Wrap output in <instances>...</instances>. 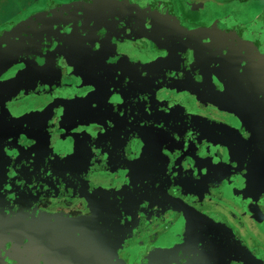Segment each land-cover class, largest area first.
<instances>
[{
    "label": "flooded vegetation",
    "instance_id": "flooded-vegetation-1",
    "mask_svg": "<svg viewBox=\"0 0 264 264\" xmlns=\"http://www.w3.org/2000/svg\"><path fill=\"white\" fill-rule=\"evenodd\" d=\"M163 1L173 22L116 6L124 33L102 51L129 61L114 59L108 72L92 58L72 69L40 55L0 74L38 57L57 70L43 80L19 74L0 89V227L12 235L0 244L23 245L24 264H49L53 244L57 264H264V37L231 35L262 49L245 58L202 19L204 7L227 0H193L198 11ZM94 20L69 56L41 45L71 58ZM166 36L189 61L169 67L181 70L168 83L141 80V65L169 55ZM208 45L217 56L194 59ZM13 249L8 264H19Z\"/></svg>",
    "mask_w": 264,
    "mask_h": 264
},
{
    "label": "rangeland",
    "instance_id": "rangeland-1",
    "mask_svg": "<svg viewBox=\"0 0 264 264\" xmlns=\"http://www.w3.org/2000/svg\"><path fill=\"white\" fill-rule=\"evenodd\" d=\"M109 0H0V47L5 46V44H13L17 42H30L38 43L43 45H48L53 49L57 50L62 56H69L74 52V48L79 45V38H83L93 19H95L102 9L108 3ZM154 4H150L151 8L160 10L162 7L157 4H167V1L163 0H153ZM189 4L193 5L187 7L185 5H180V10L185 13V16H189L188 11L197 10L196 2L193 0H187ZM229 4H211L212 8L205 7L207 11H204L202 19L206 21L208 26L212 25L213 31L216 30V25L218 28L215 32L220 35L219 40L230 50L235 48L234 52L238 51L243 57L247 58L252 56V52H262V49L251 47L247 44L245 46L239 43L231 35L246 34L248 37L247 41L254 43L253 35L256 34L255 28L247 27L246 22L241 21L245 19L246 21H256V16L260 20H264V6H255L254 0H227ZM5 2H9L5 3ZM246 2V6H244ZM157 3V4H156ZM9 6L13 7V10L7 8ZM54 5V6H52ZM209 8V11H208ZM222 10L223 14L229 15V20L234 21V19L240 22V26L235 28L228 23L225 24L222 21L217 22V18H212V15H218L217 13L208 14L212 11ZM238 16H241L239 18ZM260 16V17H259ZM217 23V24H216ZM258 28L261 31L258 33H263L264 23H258ZM256 30V31H255ZM71 46L72 49L69 47ZM233 53V55L235 54ZM243 60V59H241ZM57 70L50 64L48 60L44 57L33 58L27 62H22L15 70L11 71L9 74L0 80V89H7L8 86L11 87L13 81L16 80L17 76L24 74L20 77V80L34 78L37 80H43L44 78L56 76ZM5 79V80H4ZM26 88V87H25ZM34 89L38 90V87L34 85ZM30 91L29 89L26 92ZM20 95V93L14 89L13 99ZM4 154L9 155L10 151L4 149ZM6 160V156L3 157ZM133 197V196H132ZM171 240L167 237L166 241Z\"/></svg>",
    "mask_w": 264,
    "mask_h": 264
},
{
    "label": "water",
    "instance_id": "water-1",
    "mask_svg": "<svg viewBox=\"0 0 264 264\" xmlns=\"http://www.w3.org/2000/svg\"><path fill=\"white\" fill-rule=\"evenodd\" d=\"M152 1V0H149ZM120 5L121 8L125 9L129 13H133L134 11L138 12H145L150 15L155 16V18L161 19V20H167L172 21L171 17L165 13L162 12L164 9L161 8L160 10H156L154 8H151L146 1L142 0H110L106 7L104 8L101 13L95 18L94 20V26L92 29L91 36L87 37V40L85 44L80 48V50L75 53L71 58H61L55 55L48 47H44L41 44L38 43H30V42H17L14 45L5 44V46L0 47V55L2 57L1 66H0V74H2L6 69L9 67L20 63L21 61H26L29 58H32L34 56H40L45 55L48 57V59L55 65L59 67L66 68L67 66H70L72 69H78L79 66H82L84 62L89 59H95L97 66L99 69H102L103 71H107L106 67H108V64L110 65L112 61H115L114 59H122L129 61V59L126 56H119L116 58H112L108 55H105L103 53V47L106 45L112 44L116 40H120L121 36L119 34L124 33V27H121L123 24H125V19L121 20L119 19V14H115L116 6ZM124 21V22H123ZM127 22L130 23L131 28L133 29L132 32L129 34H132L135 30V24L131 23L129 20ZM173 22V21H172ZM126 32V31H125ZM146 36H149L150 38H153L158 41L165 40L162 36L156 35L154 32H145ZM168 39H170V43H165L166 45H163L162 48H167L170 53L169 55L163 60L159 61L158 63H155L154 65L148 64V65H141L140 71H141V80L145 77H152L155 76L156 83L158 80L164 79V83H168L170 80V77H172L173 73L178 72L181 70V68L178 69H171L169 67L173 66H182L183 62H188V58H184L183 55L175 53L173 45L180 44L177 43L176 38L174 36H166ZM175 39V40H174ZM168 41V40H167ZM189 44V43H188ZM190 45V44H189ZM194 45H198L197 43H194ZM169 46V47H166ZM210 45L204 48H206L205 52L197 51L192 52L191 55H193L194 59H197V61H200L201 58H205L206 53L211 54L213 56H217L215 52L210 49ZM143 66V67H142ZM149 67H154L153 69H150ZM137 68H135L136 70ZM144 69L146 71H144ZM149 70V71H148ZM183 72V71H181ZM142 73H145L147 76L142 75ZM131 73H129L130 75ZM128 74H120V78L123 77V79L128 78ZM135 77H139V74L137 73ZM164 77V78H163ZM160 86V83L158 84ZM15 130L22 129L21 126L14 127ZM70 165V164H69ZM9 229L7 228H1L0 227V237L4 235V238H11L12 235L10 233ZM18 236L16 235V238ZM18 241V240H17ZM13 247L16 252L15 260L19 264H24L25 260H29V258H24L23 254H21V248H24L23 245H21L19 242L16 243H2L0 244V249H3V254L0 255V264H8L10 263L9 256H11L10 248ZM50 252L52 253L51 260L49 261V264L54 262V264H57L55 262L57 259L53 258V254L57 250V245L53 244L50 246ZM19 256L22 257V259L19 258ZM37 257H33L31 261L36 260ZM59 263V262H58ZM33 264V263H31Z\"/></svg>",
    "mask_w": 264,
    "mask_h": 264
},
{
    "label": "crops",
    "instance_id": "crops-1",
    "mask_svg": "<svg viewBox=\"0 0 264 264\" xmlns=\"http://www.w3.org/2000/svg\"><path fill=\"white\" fill-rule=\"evenodd\" d=\"M213 4V3H212ZM255 6H258V5H255ZM206 7H209L210 9H213L212 7H211V5H208V6H206ZM205 8V7H204ZM209 8H208V11H209ZM212 14L213 13H217L218 15H226V14H223V13H220V12H218V11H212L211 12ZM241 21H244V22H246V24H247V27H250V28H255L257 31L259 30V31H261L259 28H258V26H257V24H254V23H252V21H245V20H241ZM237 23H240V22H238L237 21ZM255 30V31H256ZM256 31V34L255 35H253V36H262L263 35V37H264V34H262V33H258ZM262 37V38H263ZM264 39V38H263Z\"/></svg>",
    "mask_w": 264,
    "mask_h": 264
},
{
    "label": "bare ground",
    "instance_id": "bare-ground-1",
    "mask_svg": "<svg viewBox=\"0 0 264 264\" xmlns=\"http://www.w3.org/2000/svg\"><path fill=\"white\" fill-rule=\"evenodd\" d=\"M262 6H264V4H263ZM259 17H260V16H259ZM255 18H256V21H255V20H253L255 24H257V25H258V23H261V24L263 25V23H264V20H263V21H262V20H260V19L258 18V16H256ZM262 31H264V30H263V27H262Z\"/></svg>",
    "mask_w": 264,
    "mask_h": 264
}]
</instances>
